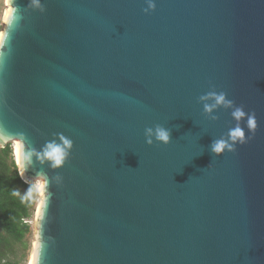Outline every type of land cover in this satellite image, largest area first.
Here are the masks:
<instances>
[{
  "label": "water",
  "instance_id": "water-1",
  "mask_svg": "<svg viewBox=\"0 0 264 264\" xmlns=\"http://www.w3.org/2000/svg\"><path fill=\"white\" fill-rule=\"evenodd\" d=\"M154 2L16 0L0 125L37 150L73 141L62 168L25 173L49 177L33 264H264V0ZM211 91L257 121L220 156L236 122L204 113ZM157 124L169 144L146 143Z\"/></svg>",
  "mask_w": 264,
  "mask_h": 264
},
{
  "label": "clouds",
  "instance_id": "clouds-1",
  "mask_svg": "<svg viewBox=\"0 0 264 264\" xmlns=\"http://www.w3.org/2000/svg\"><path fill=\"white\" fill-rule=\"evenodd\" d=\"M147 7L143 11L147 14L154 11L156 4L154 0H146ZM29 7L44 10L41 0H30ZM20 11L16 0H0V45L5 41L7 30L14 24L18 23L20 16L17 13ZM203 104V111L206 115L211 116L213 120L218 117L212 115L220 108L231 109V117L236 122L233 127L228 130L227 138H219L212 142L211 152L220 156L226 151H234L237 145H243L252 138L256 128L257 121L254 112H246L242 105H236L233 100L227 98V94L223 91H211L200 98ZM244 122V126L241 122ZM245 129H247V133ZM146 143L151 145L153 138L156 142L167 145L170 143L171 130L166 129L162 125L157 124L154 128L147 127L144 132ZM5 146L11 148L12 159L16 174L27 185L23 194L19 189L13 190V195L19 197L21 201H31L39 194L44 197L49 195L47 189L49 185V177L46 173L38 172L35 177L29 178L25 173L33 163L35 157L42 165L47 162L53 170L62 168L71 155L73 141L70 138L59 136V142L51 140L37 150L34 147L28 146L27 137L24 133H11L4 126L0 125V149ZM59 178V177H57Z\"/></svg>",
  "mask_w": 264,
  "mask_h": 264
},
{
  "label": "trees",
  "instance_id": "trees-1",
  "mask_svg": "<svg viewBox=\"0 0 264 264\" xmlns=\"http://www.w3.org/2000/svg\"><path fill=\"white\" fill-rule=\"evenodd\" d=\"M27 185L16 174L10 147L0 149V264H24L30 249L31 220L36 202L21 201L14 189L23 194ZM36 197V196H35ZM22 248L25 254H18Z\"/></svg>",
  "mask_w": 264,
  "mask_h": 264
},
{
  "label": "rangeland",
  "instance_id": "rangeland-1",
  "mask_svg": "<svg viewBox=\"0 0 264 264\" xmlns=\"http://www.w3.org/2000/svg\"><path fill=\"white\" fill-rule=\"evenodd\" d=\"M35 199V202H36V208H35V214H34V217L33 219L31 220V225H32V233L30 234V236L28 237V242L30 244V249L29 251L27 252L26 251V257L23 261L24 264H30L31 263V254H32V247H33V244H34V240H35V222H36V212H37V208H38V204H39V199H40V196L39 194L36 195V197H34ZM25 254V252L23 251L22 248H19L18 249V254Z\"/></svg>",
  "mask_w": 264,
  "mask_h": 264
},
{
  "label": "bare ground",
  "instance_id": "bare-ground-1",
  "mask_svg": "<svg viewBox=\"0 0 264 264\" xmlns=\"http://www.w3.org/2000/svg\"><path fill=\"white\" fill-rule=\"evenodd\" d=\"M32 257V256H31ZM30 264H33V259L31 258V263Z\"/></svg>",
  "mask_w": 264,
  "mask_h": 264
}]
</instances>
